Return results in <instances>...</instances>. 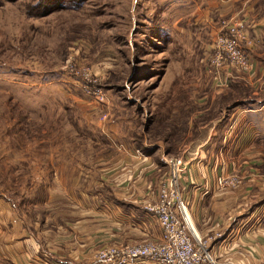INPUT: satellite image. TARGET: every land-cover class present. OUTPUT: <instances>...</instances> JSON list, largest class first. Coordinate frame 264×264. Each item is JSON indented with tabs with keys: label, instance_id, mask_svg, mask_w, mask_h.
<instances>
[{
	"label": "rangeland",
	"instance_id": "1",
	"mask_svg": "<svg viewBox=\"0 0 264 264\" xmlns=\"http://www.w3.org/2000/svg\"><path fill=\"white\" fill-rule=\"evenodd\" d=\"M35 1L0 0V197L19 207L39 209L61 175V190L89 188L110 137L163 152L162 178L209 91L201 57L213 36L232 18L264 34V0H52L44 14ZM111 116L115 136L103 134Z\"/></svg>",
	"mask_w": 264,
	"mask_h": 264
},
{
	"label": "crops",
	"instance_id": "2",
	"mask_svg": "<svg viewBox=\"0 0 264 264\" xmlns=\"http://www.w3.org/2000/svg\"><path fill=\"white\" fill-rule=\"evenodd\" d=\"M172 5L170 10L176 7ZM229 7L224 4L219 12ZM247 36L254 62L249 72L232 67L208 70L203 64L205 77L211 78L199 84L209 91L198 97L202 104L189 117L188 139L182 147L185 167L180 191L188 221L198 235L221 231L209 246L219 264H264V78L257 49L264 45V34L253 25L247 28ZM172 39L169 34V47L176 45ZM108 120L103 134L115 136L120 132L116 119ZM110 140L108 150L100 155L99 176H88L89 188L61 190V175L52 188L56 192L49 191L39 209L31 201L19 207L0 197V264H86L103 242L121 244L158 236L156 219L144 204L156 198L165 167L163 152L158 150L154 156L130 141ZM219 172H235L242 182L217 190L214 176Z\"/></svg>",
	"mask_w": 264,
	"mask_h": 264
},
{
	"label": "built area",
	"instance_id": "3",
	"mask_svg": "<svg viewBox=\"0 0 264 264\" xmlns=\"http://www.w3.org/2000/svg\"><path fill=\"white\" fill-rule=\"evenodd\" d=\"M222 28L213 37L210 51L205 54L206 68L232 67L243 73L249 72L252 61L248 47L252 40L247 36L248 26L232 18L223 22ZM91 94L94 99H102L104 95L100 88L91 90ZM165 163L167 171L159 179L156 198L144 205L156 219L158 236L140 242L104 244L95 248L86 264H130L138 260L154 264H219L209 248L215 239L208 240L209 235L199 236L188 221L184 197L180 191V177L185 167L183 154L165 157ZM241 182V176L235 172H219L214 176V188L217 190L236 187ZM213 233V238L221 235L219 230ZM261 251L264 259V244Z\"/></svg>",
	"mask_w": 264,
	"mask_h": 264
},
{
	"label": "trees",
	"instance_id": "4",
	"mask_svg": "<svg viewBox=\"0 0 264 264\" xmlns=\"http://www.w3.org/2000/svg\"><path fill=\"white\" fill-rule=\"evenodd\" d=\"M51 1L52 0H36L33 6H38V12L36 11L38 14H44L53 9ZM58 6H62V4L59 3Z\"/></svg>",
	"mask_w": 264,
	"mask_h": 264
}]
</instances>
